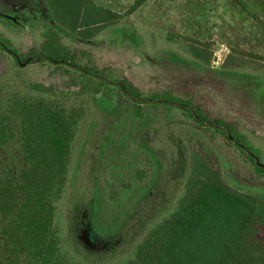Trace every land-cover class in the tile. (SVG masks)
<instances>
[{"label": "trees", "instance_id": "1", "mask_svg": "<svg viewBox=\"0 0 264 264\" xmlns=\"http://www.w3.org/2000/svg\"><path fill=\"white\" fill-rule=\"evenodd\" d=\"M17 10L43 19L27 35L11 33L0 20V149L15 145L26 166L16 174L9 169L0 173V264H264V200L228 185L209 150L210 143L224 141L264 184V138L238 118L211 119L189 94L144 95L126 79L116 83L89 52L118 32L130 44L142 43L147 58L256 87L263 109L264 58L173 32L142 34L125 26L133 9L120 14L93 0H0V13ZM250 17L264 31L263 21ZM45 69L63 80L61 88L39 79ZM101 98L114 105L105 106ZM98 115L115 122L130 118L149 129L153 125L155 141L173 142L180 120L189 123L198 136L194 143L180 139L183 168L177 180L163 163L161 143L152 142L137 146L129 162L131 184L122 196L109 175L86 185L89 150L82 144L77 154L79 137L86 127L91 135ZM121 141L128 146L125 137ZM118 142L115 133L105 136L101 155ZM74 173L69 205L90 204L94 211V220L87 217L83 226L86 234L96 235L103 245L122 227L101 228L102 200L122 208L123 227L135 222L144 231L140 238L132 237L129 228L123 233L132 239L128 248L90 252L69 231H61L56 219ZM153 186L160 191L154 199Z\"/></svg>", "mask_w": 264, "mask_h": 264}, {"label": "rangeland", "instance_id": "2", "mask_svg": "<svg viewBox=\"0 0 264 264\" xmlns=\"http://www.w3.org/2000/svg\"><path fill=\"white\" fill-rule=\"evenodd\" d=\"M239 1L245 5V9L235 0H93V3L120 14L133 9L132 13L125 17V26L137 28L142 34L173 32L201 41H210L218 47L229 46L264 58V31L250 17L254 14L264 23V0ZM42 19L41 15L28 10L0 13V20L15 35L19 32L27 35L30 29L42 22ZM112 35L113 37L111 36L109 41L103 43L98 52H89V54L93 55L96 65L108 71L113 81L120 83L121 80L126 79L139 88L144 95L164 91L189 94L194 98L195 104L201 106L211 119H222L228 122L238 118L248 131L264 138V109L260 105L259 91L256 87L234 85L217 74L200 72L193 68L176 67L157 59L147 58L144 54L146 48L142 46V43L140 46H135L127 42L118 32ZM114 36H117L119 40L115 42ZM80 49L81 47L76 48L77 51ZM38 73H40L39 79L42 78L41 80L47 85L61 88L64 84L59 76L50 74V71L46 69ZM99 100L107 107L114 105L105 98ZM137 123L131 122L130 118L115 122L112 118L98 115L91 135L87 133V127L84 129L79 137L81 145L79 144L80 149L77 150V154H80L82 144L87 143L88 165L85 167L86 172L83 173L86 185L89 186L95 179H103L109 175L114 185L119 186L122 196L124 188L131 184L132 170L129 168L132 164L129 162L135 157L137 146L141 143L150 145L152 142L161 143L159 148L163 163L167 165L174 179L179 177L183 168L181 150L184 146L180 139L185 137L188 141L190 140L189 142L194 143L198 136L190 128L189 123L180 120L176 134L170 139L174 140V143L166 138L155 141L153 125L149 129L148 126ZM114 133L119 140L117 147L110 148L105 156L101 155L100 147L104 137ZM122 137L128 140V146L120 142ZM209 150L212 155L210 159L212 164L228 185L245 194L261 196L264 200V184L246 170L244 161L233 148L227 147L224 141L217 139L216 143L209 144ZM110 164L114 167L108 173L107 167ZM25 167L15 145L0 149V173L9 169L16 174ZM74 180L75 173L71 177L66 197L59 206L56 224L61 231H69L79 246L90 252L96 251L97 247L102 252L104 248L123 244L128 248L132 239L131 237L126 239L124 231L132 228V237L142 235L144 231L140 229V226L135 225V222L133 225L123 227L122 208L117 205L108 207L101 200V221H98L101 228L114 231L120 225L122 227L104 238L103 245L97 243L99 240L96 235L90 232L86 234L83 230L87 217L91 216L89 220H94V211L90 204L79 208L76 204L74 207L69 205ZM158 186L151 188L150 197L153 199L160 192L157 189ZM141 205L138 207H143V204ZM150 208L153 209V207Z\"/></svg>", "mask_w": 264, "mask_h": 264}]
</instances>
